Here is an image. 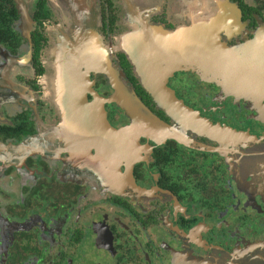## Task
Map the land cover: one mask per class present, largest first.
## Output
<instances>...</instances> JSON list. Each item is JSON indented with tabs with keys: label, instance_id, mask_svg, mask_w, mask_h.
Masks as SVG:
<instances>
[{
	"label": "flooded vegetation",
	"instance_id": "af4514ba",
	"mask_svg": "<svg viewBox=\"0 0 264 264\" xmlns=\"http://www.w3.org/2000/svg\"><path fill=\"white\" fill-rule=\"evenodd\" d=\"M50 1L30 9L26 25L21 0H0V74L25 86L0 103V142L9 145L0 143V264H264V147L250 144L253 137L264 146V101L178 70L170 81L177 97L243 137L202 132L160 141L139 135L138 142L126 110L105 100L114 85L92 71L86 97L102 100L103 120L119 135L103 137L96 124L82 132L87 117L67 114L43 84L54 72L58 31L68 25ZM231 1L243 33L254 37L264 0ZM107 3L97 0L98 32L114 46L131 26L124 0ZM179 6L163 0L151 22L191 27V10L181 16ZM244 41L239 34L228 43ZM110 55L144 104L173 124L128 54ZM13 59L22 60L14 71Z\"/></svg>",
	"mask_w": 264,
	"mask_h": 264
},
{
	"label": "rangeland",
	"instance_id": "374dc122",
	"mask_svg": "<svg viewBox=\"0 0 264 264\" xmlns=\"http://www.w3.org/2000/svg\"><path fill=\"white\" fill-rule=\"evenodd\" d=\"M131 1L135 2L138 11L148 18L147 20L149 23L155 25L157 28L153 35V39L159 40L161 46H166L168 51L170 48H176L178 50L177 54L168 55L166 50L158 52L156 48L157 45L154 43L155 46L150 44L152 39L149 41L142 30L137 33L141 44L138 46V49L131 52L129 46L133 44V36H131V34L134 31V27L132 26L129 8L126 9L128 12L126 20L131 26V30L117 37L114 46H110L102 40L98 32L99 7L97 0H51L50 4L59 14L60 19L63 17L68 25L67 27L60 28L55 40L56 51L54 52L56 53L58 67L56 63H54L55 58L53 54L54 72L50 77L47 75L43 81L47 98L55 100L56 104H60L62 108L66 110L67 114L70 111L69 113L73 115V117L76 116L79 118L83 115V109H81L80 112L75 110L76 108L79 109L78 105H81L78 84L80 72L75 66L73 55L70 51L71 49H69L70 45L67 48V46L64 47L61 43L63 33L68 34V31L75 27L78 38L75 39L74 42L84 49L91 61L94 59L97 60L99 68L103 69L101 72L104 73L114 85L112 87L114 90V98L105 100L107 102L117 103L120 108L126 110L133 120L135 138L137 140L140 137L139 135H145V137H152L160 141L169 136L202 133L194 128L195 124L191 119L177 111L176 107L170 103L173 94L176 97L178 96L177 91L170 83L171 79L176 74L175 71L186 70L188 72L201 73L204 76V71L197 65L196 56L209 57L215 55L225 63L227 57L228 60H230L227 51V47H229L237 55L235 58H238L240 61L239 64L242 66V68L236 67L237 69L233 70L236 72L240 71L242 74L246 72L247 74L246 76L244 74V77H250V75H253L264 65V21L260 22L255 36L248 37L246 33H243L246 32L247 26L245 27V21L241 19V12L238 5L229 0V2H226L224 6L220 8V13L218 9L223 2L219 4L215 3V13H212L213 15H208V13L205 12L199 15L207 18L209 24L202 28L204 30L203 36L195 41L191 32V27L171 31L166 29L162 24L151 22L152 15L159 9H162L163 0ZM179 1L180 6L176 9L178 15L184 16L186 11L193 10L194 7L202 10L201 7H198L199 5H196L198 0ZM35 2L36 0H33L28 4L29 9L32 10ZM24 8L26 9V6H24ZM196 16L197 15H193V22H195ZM29 21L28 18L25 24L29 25ZM196 26L194 28H197ZM202 29L198 28V30ZM239 34H241L243 40H245L244 43L230 45L228 42L234 41ZM65 43L67 44V40H65ZM112 49H123L127 52L141 83L151 95H153L157 105L171 116L174 122L173 124L164 123L142 100L140 102L135 97L132 89L124 79L122 72L111 59L110 53ZM183 52L190 54L191 59H185V57L182 56ZM21 64L22 60L19 59L18 64L12 68L13 71L19 69ZM8 67H10V64ZM228 69L230 70L229 66ZM5 75H2L3 78L1 82L6 81ZM8 76H12L13 79H15V76L11 74ZM53 78L61 82V85L54 92L51 89ZM15 82L20 85H17V83L14 84L12 79H10V86H6L5 84L0 85V88L6 91V93H2L3 97L0 103L21 93L25 89L23 83L18 79H15ZM9 90L11 93L7 92ZM177 99L179 98L177 97Z\"/></svg>",
	"mask_w": 264,
	"mask_h": 264
},
{
	"label": "water",
	"instance_id": "95a60500",
	"mask_svg": "<svg viewBox=\"0 0 264 264\" xmlns=\"http://www.w3.org/2000/svg\"><path fill=\"white\" fill-rule=\"evenodd\" d=\"M33 1V0H31ZM30 0H21L20 2V9L24 17V22L29 18V7L28 4L31 3ZM126 3L127 8H129L131 12V19H132V26L134 27V31L132 32L131 36H133V44L129 46V50L132 52L135 49H138V46L141 44L139 41V38L137 36L138 31H141L145 33L147 39L150 41V44L157 45V51L161 52V50H166L168 52V55L171 54H177L178 50L176 48H170L168 51V48L166 46H161V43L159 40L153 39V35L156 31L155 25H151L149 21L147 20L144 15H142L137 7L135 2H132L131 0H124ZM222 5L219 6V11L221 13L220 8L224 6L226 2H229V0H198L196 5H199L198 7H201L202 10H199L197 7L193 8V11L195 12L193 15H197L194 24L191 26L192 35L194 36L195 41L198 40V38L203 36L204 30L203 27H206L209 24V20L207 18L199 16L203 12L208 13V15H213L212 13H215L214 10V4L222 3ZM22 5V6H21ZM26 6V9L24 8ZM197 8V9H196ZM31 19V16H30ZM197 24V26H196ZM197 28H194V27ZM202 29V30H198ZM179 34V33H176ZM77 33L75 31V27L68 31V34L63 33L61 43L64 47L70 45L69 49H71V53L73 55V60L75 63V66L78 68L80 74L78 78V84H79V91L81 96V105H78V108L83 109V115L82 117H87V119L81 121L79 123V126H82L81 129H79L82 132L89 131V127L93 124H96L99 126L98 131L101 132V136L104 137V135H108L111 133V138L117 137L119 135V132L114 131L103 118L105 117L106 113L103 109L102 100L96 95L94 102H89V100L86 97V90L88 89L90 85L89 76L92 71L97 72L101 71L103 69H100L98 66V62L96 59L93 61L90 60V58L86 55L83 48L79 47V45L76 44L75 39H77ZM65 40H67V44L65 43ZM154 43V44H153ZM155 46V45H154ZM174 50V51H173ZM56 51V50H55ZM227 51L229 54L228 57L225 60V63L222 62L220 58L217 56H196L197 58V65L205 71V75H210L215 78H218L222 81V84L226 87H233L237 89H241L238 91H241L242 93H245L247 95H250L252 99L258 100V101H264V65L261 66V68L256 71L253 75H250V77L245 78L244 74L246 76V72L242 74L240 71L236 72L233 69H237L236 67L242 68L239 64V60L237 55L229 48L227 47ZM127 53V52H126ZM182 56L185 57V59H191L190 54L188 53H182ZM54 63L57 65L56 60V53L54 52ZM19 59H13L10 61V68H13L18 64ZM227 64V65H226ZM228 66L230 70L228 69ZM9 77V78H7ZM3 76L0 74V85L5 84L6 86H10V79L13 80V83L15 82V79H13L12 76L5 75L6 81L1 82V79ZM53 84L51 85V89L54 92L60 85L61 82L58 79H52ZM17 85H20L17 83ZM22 91V90H21ZM9 93V91H7ZM135 97L141 102V99L136 94L134 90H132ZM2 93H6V91L3 88H0V101L2 96ZM56 98V97H55ZM113 95L110 97V99H113ZM57 100V99H56ZM170 103L173 104L174 107H176V110L179 111L181 114H184V116L188 117L192 120V122L195 124L194 128L200 132L204 133H210V134H220L225 133L232 137H243L244 134L232 130V129H226L219 125H216L212 123L211 121L207 120L206 118L202 117L201 114L194 109L187 106L182 100L177 99V97L173 94L171 97ZM70 114V113H69ZM131 114V113H130ZM78 130V131H79ZM100 136V137H101ZM102 138V137H101ZM1 143V142H0ZM250 144L254 146V148H262L264 146H259L258 141L255 138H250ZM2 145V143H1ZM9 145L3 144L2 147L8 148Z\"/></svg>",
	"mask_w": 264,
	"mask_h": 264
},
{
	"label": "trees",
	"instance_id": "16d2710c",
	"mask_svg": "<svg viewBox=\"0 0 264 264\" xmlns=\"http://www.w3.org/2000/svg\"><path fill=\"white\" fill-rule=\"evenodd\" d=\"M41 1H42V0H41ZM41 1L36 0L35 5H34V7L32 8V9H33V10H32L33 13H34L35 10H37L38 5L40 6ZM107 2H108L107 4H108L110 7H113L112 0H107ZM99 15H100V14H99ZM99 19H100V18H99Z\"/></svg>",
	"mask_w": 264,
	"mask_h": 264
},
{
	"label": "crops",
	"instance_id": "0c3cea01",
	"mask_svg": "<svg viewBox=\"0 0 264 264\" xmlns=\"http://www.w3.org/2000/svg\"><path fill=\"white\" fill-rule=\"evenodd\" d=\"M191 12L194 14L195 12L193 10H191Z\"/></svg>",
	"mask_w": 264,
	"mask_h": 264
}]
</instances>
